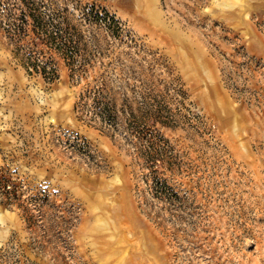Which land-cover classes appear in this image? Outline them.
<instances>
[{
	"label": "rangeland",
	"instance_id": "obj_1",
	"mask_svg": "<svg viewBox=\"0 0 264 264\" xmlns=\"http://www.w3.org/2000/svg\"><path fill=\"white\" fill-rule=\"evenodd\" d=\"M3 103L0 264H264V0H0Z\"/></svg>",
	"mask_w": 264,
	"mask_h": 264
},
{
	"label": "trees",
	"instance_id": "obj_2",
	"mask_svg": "<svg viewBox=\"0 0 264 264\" xmlns=\"http://www.w3.org/2000/svg\"><path fill=\"white\" fill-rule=\"evenodd\" d=\"M34 70L38 71V67L34 65ZM96 97V96H95ZM94 100V99H93ZM94 104V116L98 118L99 122L105 127H117L118 124V115L113 106L109 103L102 102L101 99L98 97L97 101H93ZM163 149H159L155 146V142L148 145L147 149L143 151L140 155V159L142 160L143 167L148 171L156 172L157 168L160 167L164 160L162 159ZM149 180L146 178V184H148ZM151 184L149 186V197L155 202H162L163 200L167 199L169 202H173V198L176 199V193L170 189L165 181L158 179H151Z\"/></svg>",
	"mask_w": 264,
	"mask_h": 264
},
{
	"label": "crops",
	"instance_id": "obj_3",
	"mask_svg": "<svg viewBox=\"0 0 264 264\" xmlns=\"http://www.w3.org/2000/svg\"><path fill=\"white\" fill-rule=\"evenodd\" d=\"M5 89L7 88L6 86H3ZM4 90V89H3ZM7 99V102H8V97L6 98ZM9 105H7V103H3V105L0 107V113L2 112H7V110H9ZM23 114V113H22ZM7 116V115H5Z\"/></svg>",
	"mask_w": 264,
	"mask_h": 264
},
{
	"label": "bare ground",
	"instance_id": "obj_4",
	"mask_svg": "<svg viewBox=\"0 0 264 264\" xmlns=\"http://www.w3.org/2000/svg\"><path fill=\"white\" fill-rule=\"evenodd\" d=\"M1 220V219H0Z\"/></svg>",
	"mask_w": 264,
	"mask_h": 264
}]
</instances>
